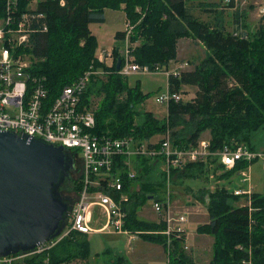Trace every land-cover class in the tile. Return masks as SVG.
I'll use <instances>...</instances> for the list:
<instances>
[{
	"label": "trees",
	"instance_id": "trees-1",
	"mask_svg": "<svg viewBox=\"0 0 264 264\" xmlns=\"http://www.w3.org/2000/svg\"><path fill=\"white\" fill-rule=\"evenodd\" d=\"M194 1L65 0L63 6L59 0L38 3L37 12L44 16L47 30L38 31L31 38V53L37 59L32 72L46 79V103L52 102L64 87L85 72L102 71L103 75H91L81 96L83 106H89L91 98L100 97L93 130L97 135L131 137L141 144L169 131L172 146L187 149L196 146L202 134L207 132L212 153L231 144L252 151L264 150V27L251 33L242 23L247 38L235 37L234 30L227 31L224 26L223 11L213 9L218 7L216 3ZM3 4L4 0H0V15ZM27 6L28 2L19 0V11ZM195 7H211L213 23L195 16L192 12ZM105 9L122 10L133 26L129 42L137 44L133 54L140 65L163 67L175 61L179 39L192 38L204 46L206 55L193 70L182 72L178 78H168L171 91L180 92L181 87L187 85L197 87L192 101L170 102L163 121L138 108L147 94L141 91L139 83L129 86L126 77L116 72V62L122 59L117 50H113L115 59L109 67L95 57L98 44L89 25L103 23ZM238 20L236 13L234 22L237 24ZM124 35L117 32L115 37L124 40ZM65 153L74 160L73 170L58 186L57 192L70 210L83 188V177L81 160L75 156V151L65 150ZM125 160V157H117L113 170L123 178L122 192L130 198L125 205L124 228L147 242L163 245L171 264H195L184 252V237L172 239L167 250L163 235L148 233L162 231L163 223L141 219L137 215V207L150 197L162 199L159 190L166 181L158 184L150 175L151 169L163 160L138 158L140 166L144 164L143 168H147L145 165L149 161L152 166L148 165V169H143L133 179L126 178ZM207 162L215 166L210 168L203 162L187 163L183 170H172L171 176L208 179L210 172L223 170L220 180H230L235 172L248 165L238 161L232 169L225 170L217 155L209 157ZM135 182L140 184L138 191L131 188ZM193 197L203 202L207 210L208 222L199 225L196 231L213 238L209 264H242L249 253L252 264H264L263 194L252 192L250 205H240L244 196L234 195L224 186L212 191L199 188ZM65 224L66 221L62 228ZM109 252L106 249L103 253ZM90 257L87 235L71 232L50 249L25 258L23 264H68L76 260L88 261ZM105 264L131 263L126 257L115 255Z\"/></svg>",
	"mask_w": 264,
	"mask_h": 264
},
{
	"label": "built area",
	"instance_id": "built-area-1",
	"mask_svg": "<svg viewBox=\"0 0 264 264\" xmlns=\"http://www.w3.org/2000/svg\"><path fill=\"white\" fill-rule=\"evenodd\" d=\"M25 1L28 2V6L23 11H19V0H4L0 15V132L11 131L61 146L64 150H74L75 156L81 160L83 188L68 211L66 224L58 237L33 250L0 257V264H23L25 258L50 249L71 232L86 235L113 232L124 234L129 239L138 236L137 233L132 234L124 228L127 217L125 205L130 202V198L122 192L123 178L118 172L113 171L117 157L126 158L124 161L126 167H129L130 156L150 160L162 159L168 178L172 170L183 169L187 163H207L212 155L219 157L225 170L232 169L238 161L246 162L247 167L238 171L242 177H248L247 168L257 159L261 160L264 169V151H252L242 145H226L221 151L212 153L209 151L207 139H201L196 146L187 149L173 147L169 131L156 144L148 141L138 144L131 137L113 138L93 133L96 121L95 113L90 107L92 102L89 106H83L81 96L86 90L91 75L95 73L103 75L102 71L85 72L74 83L64 87L52 102L46 103L48 97L46 79L41 75L33 74L32 68L37 59L31 53L32 36L38 31L47 30L43 22L44 16L37 12V5L43 0ZM237 1L221 0L223 5L232 10L236 9ZM64 3L65 0H59L61 6ZM249 3V0H243L241 5L245 6ZM258 13L264 18V0L259 5ZM238 21L233 35L247 38V30L242 27V18ZM132 29L133 26L127 20L123 52L119 55L122 58L118 71L120 75L127 77L134 74L164 72L167 78H178L189 66L185 61L169 70L167 66L155 65L151 68L136 63L133 54L135 44L129 42ZM96 58L104 65L106 60H110L112 65L115 59L112 50L101 51ZM182 100L181 92L171 91L168 84L166 91L155 98L156 103L167 106L170 102ZM135 176L130 170L126 172L127 179H133ZM113 193L116 195L114 196ZM233 194L246 197V204H251V187L235 189ZM94 208L101 209L105 219L96 229L90 226ZM152 210L157 216L156 221L163 223L164 229L148 233L163 235L167 250L172 239L184 237L183 249L188 250L185 227L188 216L173 211L168 189L161 200H153ZM167 264H171L169 257ZM242 264H252L251 259L243 260Z\"/></svg>",
	"mask_w": 264,
	"mask_h": 264
},
{
	"label": "rangeland",
	"instance_id": "rangeland-1",
	"mask_svg": "<svg viewBox=\"0 0 264 264\" xmlns=\"http://www.w3.org/2000/svg\"><path fill=\"white\" fill-rule=\"evenodd\" d=\"M37 2V0H35ZM209 1V3L218 2L219 0H204ZM250 3L243 6V0L237 1L236 9L232 10L229 7H226L222 4L221 0L218 2V9L223 11V18L226 25L227 31H233L235 29L236 23L234 22V15L237 13L238 19L242 18V23L245 24V28L253 33L259 27H264V18L261 17L258 13V8L263 0H249ZM216 2V3H217ZM247 3V2H246ZM245 4V3H244ZM259 4V5H257ZM33 7H35L33 5ZM212 9V8H211ZM110 10V9H109ZM107 11V18L104 24L103 23H93L90 24L93 32L96 33L99 46H111L112 41L114 40V34L116 31L121 30L125 27V21L123 20V13L121 10H112L116 11ZM195 16L203 18L204 20H209L212 23V14L202 13L198 10L194 12ZM208 22V21H207ZM235 23V24H234ZM137 45V44H136ZM124 47V46H123ZM123 47L119 53L123 52ZM178 54L184 56V59L188 62L189 66L185 70H193L194 67L200 63V61L205 57L206 50L202 44L193 40L192 38H183L179 39L177 42ZM169 70H172V66L169 67ZM126 84L133 86L136 83H139L140 89L144 94H147L146 100L138 108L141 111H149L160 121H163L167 116V105L163 103H156L155 98L166 91L168 84L167 75L164 72H151L148 74H134L129 75L125 78ZM232 83V82H230ZM197 87L194 86H182L181 94L183 97L182 101H192L195 97ZM100 97L91 98V108L95 113L98 109ZM153 138V139H152ZM150 140L152 143H159L163 135H156ZM210 136L207 132L202 134L201 139L209 140ZM150 140L148 142H150ZM264 146V145H263ZM262 146V148H263ZM264 151L263 149H261ZM138 158L130 156L128 158L129 167L128 170L139 175L142 173L143 169H148V165H151V161L148 162V165H145L147 168H143L144 164L140 166ZM208 166L210 168L214 167L215 164L209 162ZM177 170H183L182 168ZM172 171L170 172V177L165 171V164L163 161H159L156 167L151 169V178L153 181L158 182V184H164L165 186L160 188L159 197H163L167 189L171 194L172 208L174 212L185 213L188 219L185 227L187 232V245L188 250L184 252L195 262V264H209L213 255V238L209 236L198 237L196 236L193 239V233H190L194 229L195 224L201 225L208 222L207 210L203 202L196 200L193 197V193L196 192L199 188H208L209 190H215L222 186L226 187L230 191L237 189H247L251 187L255 192L264 195V169L261 165V160L257 159L253 162L248 168L247 173L248 177H242L241 174L235 172L230 180H220L219 176L223 174V170L217 171L216 173L210 172L208 179H179L177 176H171ZM179 177V176H178ZM226 180V181H225ZM140 187L139 182H135L131 187L135 191H138ZM245 198L243 197L240 201V205L244 204ZM153 200H147L143 205L137 207V215L141 219L154 221L156 219V214L152 210ZM193 221L195 224H189ZM104 214L101 209L94 208L93 218L90 223L91 228H99L104 223ZM192 222V223H193ZM199 235V234H195ZM87 239L90 246V255L91 257L88 260L89 264H105L115 255H122L127 258L128 261L136 262V264H143L146 261L143 260L146 257L143 251H147L145 247L142 246L143 239L136 238L134 243L130 245L127 242V236L120 233L113 232H102V233H89ZM106 249H109V253H103ZM252 257L251 253L247 255L243 260H250ZM252 262V261H251ZM87 262H77L74 264H88Z\"/></svg>",
	"mask_w": 264,
	"mask_h": 264
},
{
	"label": "water",
	"instance_id": "water-1",
	"mask_svg": "<svg viewBox=\"0 0 264 264\" xmlns=\"http://www.w3.org/2000/svg\"><path fill=\"white\" fill-rule=\"evenodd\" d=\"M120 64L119 59L116 72ZM72 170L63 147L0 132V257L33 250L59 236L69 206L57 188Z\"/></svg>",
	"mask_w": 264,
	"mask_h": 264
},
{
	"label": "crops",
	"instance_id": "crops-1",
	"mask_svg": "<svg viewBox=\"0 0 264 264\" xmlns=\"http://www.w3.org/2000/svg\"><path fill=\"white\" fill-rule=\"evenodd\" d=\"M220 1V0H219ZM218 1V2H219ZM194 2H204V3H209L208 1H204V0H196V1H194ZM217 2V1H216ZM216 2H214V3H216ZM216 3L218 6H219V3ZM212 3V2H211ZM210 9H211V7H195V9L192 11L193 13L196 11V10H198V11H200V12H202L203 14L204 13H207L208 12V14H212L213 15V13L210 11ZM213 9H217V12H219V11H222V10H219L218 9V7H214ZM109 9H105L104 10V13H103V17H104V22H103V24L105 23V22H107L106 21V18H107V11H108ZM109 11H112V10H109ZM122 11V10H121ZM112 12H116V11H112ZM211 12V13H210ZM122 13H123V20L125 21V27L123 28V29H121V30H118V31H116L115 32V34L117 33V32H120V33H124V31H125V28H126V21H127V19H126V17H125V14H124V12L122 11ZM222 16H224V14L222 15ZM212 18H213V20H214V16H212ZM202 20H204L203 18H201ZM213 20H212V23H213ZM223 20H224V18H223ZM204 21H208V22H210L209 20H204ZM225 22V21H224ZM213 25V24H212ZM224 26H225V28H226V25L224 24ZM89 29H90V31H91V33L95 36V38H96V40H97V44H98V46H97V49H96V52H95V57H97V56H99V54H100V52L101 51H110V50H114V49H116L117 50V52H118V55H119V53H120V51H121V49H122V47L124 46V40L123 39H118V38H116L115 37V34H114V40L112 41V43H111V46H109V47H107V46H99V42H98V39H97V35H96V33L95 32H93V30L91 29V27H90V25H89ZM136 45V44H135ZM186 59V58H185ZM184 59V56H180L179 54H178V48H177V57H176V59H175V61H171L168 65H167V67L169 68L170 66H172V69L176 66V64H178V63H183V62H185L186 60ZM111 65V61L110 60H106V64H105V66H110ZM185 71H187V70H185ZM188 71H191V70H188ZM156 118V117H155ZM153 139V138H152ZM151 139V140H152ZM151 140H150V143H152L151 142ZM159 163V162H158ZM157 165V164H156ZM155 165V166H156ZM235 189H237V188H235ZM252 192H255V190L252 188ZM152 200V199H151ZM244 204H246V202L244 201ZM244 204H242V205H244ZM157 220V217H156V219H154V221H156ZM193 221H191L190 222V220H189V224H191V225H193V224H195L194 222L192 223ZM199 225H197V224H195V227H194V229H192V230H190L191 232L190 233H193V231H194V233L195 234H199V233H197V231H196V228L198 227ZM96 229V228H95ZM194 234V236H193V239H195V237L196 236H198V237H204V236H206V235H201V234H199V235H195ZM208 236V235H207ZM210 237V236H209ZM136 238H139L138 236H136V237H134L133 239H129V237L127 236V242H129L130 243V245L132 244V242L134 243V239H136ZM140 239V238H139ZM187 239H188V236H187ZM137 240V239H136ZM142 246L143 247H145L146 249H147V251H143L142 253H145L146 254V257L143 259V260H145L146 262L145 263H143V264H167V261H168V255H167V252H166V250H165V248H164V246L163 245H161V244H156V243H150V242H147V241H142ZM77 262L79 261V262H82V263H88V261H81V260H76ZM74 262L75 261H72V262H70V263H68V264H74ZM131 264H136V262H131V261H129ZM89 264V263H88Z\"/></svg>",
	"mask_w": 264,
	"mask_h": 264
},
{
	"label": "flooded vegetation",
	"instance_id": "flooded-vegetation-1",
	"mask_svg": "<svg viewBox=\"0 0 264 264\" xmlns=\"http://www.w3.org/2000/svg\"><path fill=\"white\" fill-rule=\"evenodd\" d=\"M71 158V157H70ZM72 159V158H71ZM72 161H73V164H74V160L72 159ZM68 217V216H67ZM67 220V219H66Z\"/></svg>",
	"mask_w": 264,
	"mask_h": 264
}]
</instances>
